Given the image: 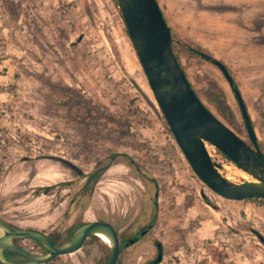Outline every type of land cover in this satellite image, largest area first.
<instances>
[{"label": "rangeland", "instance_id": "obj_1", "mask_svg": "<svg viewBox=\"0 0 264 264\" xmlns=\"http://www.w3.org/2000/svg\"><path fill=\"white\" fill-rule=\"evenodd\" d=\"M158 1L201 100L250 141L227 78L194 48L228 66L264 150V0ZM208 148L228 178L254 179ZM89 174L94 189L85 203H73ZM71 179L74 185H64ZM51 184V192L41 190ZM0 216L59 240L95 219L112 221L127 240L148 228L122 246L117 264H264L256 232L264 238V199H228L195 172L155 99L117 0H0ZM17 240L46 251L34 239ZM109 252L92 235L78 251L42 264H106Z\"/></svg>", "mask_w": 264, "mask_h": 264}, {"label": "water", "instance_id": "obj_2", "mask_svg": "<svg viewBox=\"0 0 264 264\" xmlns=\"http://www.w3.org/2000/svg\"><path fill=\"white\" fill-rule=\"evenodd\" d=\"M127 32L142 64L150 87L178 144L198 176L216 193L234 200L264 199V150L259 143L246 102L228 66L206 51L193 49L199 56L218 66L227 78L238 101L248 137L245 140L216 116L194 89L174 49L172 27L158 0H117ZM208 144L216 147L241 170L255 180L235 182L223 173V164L215 160ZM59 159L83 170L63 157ZM50 185L41 187L45 193ZM264 241L260 232L256 231ZM104 233L111 240L106 264H117L123 245L115 226L105 220H89L78 226L72 236L56 244L46 231L22 228L8 223L0 216V264H42L57 256L73 253L83 247L92 235ZM34 239L45 253H34L19 245L16 239ZM6 251L23 254V261L11 260ZM160 254L157 262L161 261Z\"/></svg>", "mask_w": 264, "mask_h": 264}, {"label": "flooded vegetation", "instance_id": "obj_3", "mask_svg": "<svg viewBox=\"0 0 264 264\" xmlns=\"http://www.w3.org/2000/svg\"><path fill=\"white\" fill-rule=\"evenodd\" d=\"M60 160V159H59ZM61 161V160H60ZM62 162V161H61ZM64 163V162H63ZM64 164H66V163H64ZM68 167H70L71 168V170L74 172V173H77L78 175H82L83 174V172L80 174L79 173V171L78 170H76V169H73L70 165H68V164H66ZM95 175H93V174H89V175H87V176H85V180H84V184L82 185V187L80 188V190L73 196V198L71 199V201L73 202V203H75V202H77V203H85V201H86V198L88 197V195H89V193L94 189V185L92 184V180H93V177H94ZM96 177V176H95ZM75 180L74 179H71V180H69L66 184H64V185H70V186H72V185H74V182ZM70 182V183H69ZM51 186V189L49 190V192H51L52 190H54L55 188H56V186L57 185H54V184H51L50 185ZM95 220H105V221H109V220H106V219H95ZM84 222H86V221H83V222H78L77 224H76V226L74 227V229L72 230V232H71V234L68 236V238L65 240V241H67L71 236H72V234H73V232L75 231V229L78 227V226H80L81 224H83ZM109 222H111L112 223V221H109ZM9 223V222H8ZM11 224V223H10ZM113 225H114V223H113ZM115 226V228L117 229V227H116V225H114ZM117 231H118V233H119V236H120V239H121V243L122 244H126V243H128V242H131V241H133L131 244H134V243H136V242H138L139 241V238H140V236L141 235H143V234H146L147 233V231H148V228H145V229H143V230H141L138 234H136L135 236H133L132 238H129L128 240L126 239V238H124V237H121V234H120V232H119V230L117 229ZM48 233V232H47ZM49 234V233H48ZM49 236L51 237V239H52V241L54 242V243H56V244H62V243H64V242H56L54 239H56L52 234H49ZM98 238H100L98 235H96ZM100 240L102 241V239L100 238ZM16 242L18 243V240L16 239ZM102 242H104V241H102ZM105 243V242H104ZM105 244H107V243H105ZM107 245H109L110 246V244H107ZM158 245V249H159V252H161V246H160V244L158 243L157 244ZM47 251V250H46ZM45 251V252H46ZM8 252H10V251H8ZM8 252L6 251V254H8ZM44 252V253H45ZM21 254V253H20ZM23 255V254H22ZM24 256V255H23ZM26 259V257L24 256V259L23 260H25ZM12 260V259H11ZM23 260H21V261H23Z\"/></svg>", "mask_w": 264, "mask_h": 264}, {"label": "bare ground", "instance_id": "obj_4", "mask_svg": "<svg viewBox=\"0 0 264 264\" xmlns=\"http://www.w3.org/2000/svg\"><path fill=\"white\" fill-rule=\"evenodd\" d=\"M243 175V174H242ZM247 175V174H246ZM244 176V175H243ZM255 180V179H253ZM104 242H106L107 244H111V240L109 238V236H107L106 234L104 233H99L97 234Z\"/></svg>", "mask_w": 264, "mask_h": 264}, {"label": "trees", "instance_id": "obj_5", "mask_svg": "<svg viewBox=\"0 0 264 264\" xmlns=\"http://www.w3.org/2000/svg\"><path fill=\"white\" fill-rule=\"evenodd\" d=\"M173 39H174V37H173ZM181 45H183L184 46V48H186V49H190V46L189 45H187L186 43H181ZM174 48H175V39H174ZM177 57H178V55H177ZM179 58V57H178ZM67 238H65V239H62V240H59V239H54L56 242H64L65 240H66ZM103 241V240H102ZM104 243V242H103ZM106 243V242H105Z\"/></svg>", "mask_w": 264, "mask_h": 264}]
</instances>
